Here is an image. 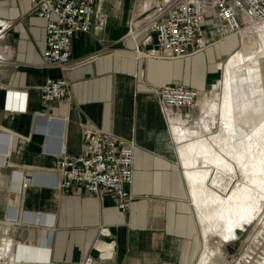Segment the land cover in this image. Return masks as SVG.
I'll use <instances>...</instances> for the list:
<instances>
[{
	"label": "crops",
	"instance_id": "1",
	"mask_svg": "<svg viewBox=\"0 0 264 264\" xmlns=\"http://www.w3.org/2000/svg\"><path fill=\"white\" fill-rule=\"evenodd\" d=\"M152 2L102 0L106 26L75 32L71 65L63 69L42 67L45 20L30 0H0V131L9 133L0 165V258L8 261L0 264L195 263L203 234L172 126L194 129L202 121L200 100L229 43L214 41L215 30L206 32L211 45L183 58L150 54L151 46L124 35L130 18ZM47 77L68 80V101L41 99ZM175 82L199 96L193 108L173 109L175 122L168 123L154 88ZM97 129L135 142L134 199L126 211L109 194L100 198L76 185L60 194L51 184L58 141L76 154ZM9 208L17 209L16 219L7 218ZM98 240L112 244L111 257L99 255Z\"/></svg>",
	"mask_w": 264,
	"mask_h": 264
},
{
	"label": "built area",
	"instance_id": "2",
	"mask_svg": "<svg viewBox=\"0 0 264 264\" xmlns=\"http://www.w3.org/2000/svg\"><path fill=\"white\" fill-rule=\"evenodd\" d=\"M30 10L45 20L42 67L63 68L71 65V38L77 31L103 28L108 15L102 0H30ZM264 21V0H153L139 15L130 18L124 39L151 46L150 54L164 59H178L204 48L207 25H217L219 39L238 36L249 24ZM203 44V46H199ZM69 82L65 77H47L40 86L43 101H68ZM163 116L170 123L175 108H193L199 91L183 83H167L154 88ZM20 102V101H19ZM19 105V104H17ZM18 107V106H17ZM9 133L0 131V165L8 153ZM135 142L97 129L87 134L76 154H68L58 144L51 152L58 155L56 168L49 173L60 194L74 185L102 198L111 195L121 210L130 209L134 199L132 182ZM21 183V178H20ZM27 182L20 186L26 187ZM7 218L16 219L17 209L9 208ZM103 236L108 235L101 228ZM103 246L99 247L97 244ZM96 248L103 258L113 254L112 244L98 240Z\"/></svg>",
	"mask_w": 264,
	"mask_h": 264
},
{
	"label": "bare ground",
	"instance_id": "3",
	"mask_svg": "<svg viewBox=\"0 0 264 264\" xmlns=\"http://www.w3.org/2000/svg\"><path fill=\"white\" fill-rule=\"evenodd\" d=\"M258 23H251L248 28ZM213 24L207 25L208 30ZM215 27L218 28L217 25ZM224 39L216 36L214 41ZM203 44H206L205 47L194 53L211 45L210 41L204 39ZM261 50L263 54L257 59L254 56L247 58L248 55L241 51L231 57L233 61L248 60L253 65L233 72L232 86L228 92L226 90L219 106L220 127L217 133L209 139L182 143L185 133L172 126L203 229V247L197 264H216L212 257L215 254L218 260H222L216 245L208 244L209 232L218 229L230 241L244 240L255 224L259 206L264 202V39ZM222 64L216 63L218 67ZM211 108L214 109L213 106ZM197 156H203L213 164L215 171L212 176L210 174V187L206 184L205 171L197 168L189 170L188 166L196 162ZM236 171L248 182L235 185L227 197H222L218 191H225L229 187ZM97 246L103 245L99 243Z\"/></svg>",
	"mask_w": 264,
	"mask_h": 264
},
{
	"label": "rangeland",
	"instance_id": "4",
	"mask_svg": "<svg viewBox=\"0 0 264 264\" xmlns=\"http://www.w3.org/2000/svg\"><path fill=\"white\" fill-rule=\"evenodd\" d=\"M214 25H212L213 27ZM216 26V25H215ZM214 26V27H215ZM211 28L208 33H212L218 28ZM218 38V35H217ZM264 39V22L261 21L253 27H250L241 32L238 36L228 37L229 47L227 48L228 56L222 61V66H217L218 70L215 74L214 85L209 87L203 94L200 100V105L202 108V121L194 129H189L183 126L177 125L172 121L177 127L181 128L185 133V138L182 143L196 142L201 138L209 139L212 134L218 132L220 127L219 120V106L226 95V90L231 88L233 82V72L241 71L246 66H252L248 60L233 61L231 57L238 51L247 54V58L254 56L257 59L258 56L263 54L261 50V42ZM218 63V62H217ZM214 107V109L211 108ZM198 108V106H197ZM199 126V127H198ZM228 161L231 162L230 158ZM189 170L201 169L207 173L206 184L210 187V174H214L213 164L206 160L203 156H197L196 162L189 165ZM248 182L246 178L238 171H236L235 178L229 187L225 191H218L222 197H227L230 194L232 188L237 184H243ZM260 192V189L258 190ZM191 193V192H190ZM191 195V194H190ZM191 203L198 215L197 207L191 195ZM258 215L256 216L255 224L252 226V230L249 232L244 240L233 242L222 236L220 230H213L207 234L208 244H215L216 247L221 252L222 260H218V255H213V259L216 260V264H264V202L259 206ZM200 222V220H199ZM201 225V223H200ZM201 231L203 234V229L201 226ZM204 239V238H203ZM3 246V241L0 243V251ZM203 243L201 245L200 251H202ZM200 254V252H199ZM199 254L194 264H197L199 260ZM1 260L8 261L7 255L0 258Z\"/></svg>",
	"mask_w": 264,
	"mask_h": 264
}]
</instances>
